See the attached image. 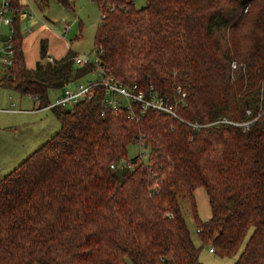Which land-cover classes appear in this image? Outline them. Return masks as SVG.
Masks as SVG:
<instances>
[{"label":"trees","instance_id":"1","mask_svg":"<svg viewBox=\"0 0 264 264\" xmlns=\"http://www.w3.org/2000/svg\"><path fill=\"white\" fill-rule=\"evenodd\" d=\"M93 1L100 62L77 64L72 49L49 60L41 38L29 67L17 12L1 86L46 107L51 89L102 66L146 96L157 91L175 114L140 113L137 101L139 118L124 106L102 112L99 84L71 107L52 106L59 130L0 178V264H205L181 189L213 252L235 253L252 227L233 264H264V0ZM137 141L149 146L147 160L127 158Z\"/></svg>","mask_w":264,"mask_h":264},{"label":"rangeland","instance_id":"2","mask_svg":"<svg viewBox=\"0 0 264 264\" xmlns=\"http://www.w3.org/2000/svg\"><path fill=\"white\" fill-rule=\"evenodd\" d=\"M27 1L29 4L24 8L33 9L35 18L25 19L23 15L20 18L22 29L32 26V29L26 28V31H23L26 59L29 66H34L40 58L38 49L40 36L47 39L48 57L52 55L62 57L69 49L77 54H89L91 56L95 54L94 34L101 12L93 0H69L70 5L62 4L58 0H49L46 6H43L38 0H19L20 4H25ZM136 3L141 6L145 0H137ZM40 27L44 30L36 34ZM5 29V25H2V33L6 32ZM5 38L2 37V39ZM96 77V72H91L65 86L76 88L80 83H86L89 79ZM63 88L50 90L51 102L55 101L59 94H62ZM115 97L123 98L122 95H115ZM35 100L32 94L21 93L8 87L1 86L0 88V178L60 128V121L53 109L44 107L34 111L29 110L38 105ZM11 102L15 103L13 105L15 109H22V111L17 109L11 112L2 110L8 108ZM149 149V146L143 142L131 143L128 146L127 158L130 159L139 155L140 151H144L145 155L142 159L147 160ZM178 195L190 236L195 245L200 248V260L205 264H233L249 237L252 227L248 230L235 253L222 255L217 251L211 252L210 243L203 241L197 231V223L188 195L183 189L178 192ZM194 196L199 218L207 220L211 216V207L206 189L203 186H198L194 190Z\"/></svg>","mask_w":264,"mask_h":264},{"label":"built area","instance_id":"3","mask_svg":"<svg viewBox=\"0 0 264 264\" xmlns=\"http://www.w3.org/2000/svg\"><path fill=\"white\" fill-rule=\"evenodd\" d=\"M137 1V0H135ZM19 12L20 16L34 17V10L29 8L19 9L14 6L11 0H0V73L8 66L13 65L14 48H13V36H12V16ZM9 26V32L5 39H2L1 26ZM54 57H47L49 60H53ZM75 63H98L101 61L98 52L95 51L93 56L89 54H76L74 57ZM235 65V64H234ZM96 72L97 77L89 79L86 83H80L76 88H69L65 86L62 94H59L55 101L47 105L46 107L51 108L55 105H62L71 107L81 99L90 98L92 96L91 87L94 85H102L106 89V96L103 102L105 112L106 109L111 108L115 112L120 107H126L129 109V115L132 118H139V113L134 110L133 102H139L140 113H144L149 108L165 110L175 114V112L166 105L164 99L158 94L157 91H152L149 96H146L143 90H138L137 85L134 83L124 84L114 77V75L108 74L106 69L102 66L98 67ZM1 88V84H0ZM115 95H122L123 98L119 99ZM185 95V93H183ZM37 100L38 95H34ZM4 111L13 110V104L10 108L2 109ZM145 155L144 151H140L139 158ZM114 167V164H111ZM210 251L213 252V247H210Z\"/></svg>","mask_w":264,"mask_h":264},{"label":"crops","instance_id":"4","mask_svg":"<svg viewBox=\"0 0 264 264\" xmlns=\"http://www.w3.org/2000/svg\"><path fill=\"white\" fill-rule=\"evenodd\" d=\"M29 4V2L27 1L25 4H23L24 6H27ZM24 6H23V8H24ZM25 17V19L26 18H30L29 16H24ZM33 18H35V17H33ZM31 19H32V17H31ZM36 19H38V18H36ZM5 27H6V32H3V34H2V37L3 38H5V36H7V33L9 32V26H7V25H5ZM26 28H28V29H32V26H28V27H26ZM26 28H23L22 30L23 31H26L25 29ZM44 29L42 28V27H40L39 28V30L36 32V34H38V33H41L42 31H43ZM8 31V32H7ZM40 31V32H39ZM41 38H45V37H42V36H40V38H39V42H38V49L40 48V39ZM23 49H24V53H25V58H26V46H25V38L23 39ZM52 57H54V58H60V57H56L55 55H52ZM26 63H27V59H26ZM28 65V64H27ZM29 66V65H28ZM29 67H33V66H29ZM35 101H37V100H35ZM12 104L14 105L15 103L14 102H11V104H10V106L8 107V108H10V107H12ZM42 108H44V107H40V108H38L37 106H35V107H33L32 109H29V110H32V111H34V110H38V109H42ZM49 108V107H48ZM17 109V108H16ZM16 109L13 107V110H9L8 112H11V111H16ZM18 111H22V109H17ZM15 167V166H14ZM11 170V169H10ZM9 170V171H10ZM8 171V172H9ZM7 173V172H6Z\"/></svg>","mask_w":264,"mask_h":264}]
</instances>
